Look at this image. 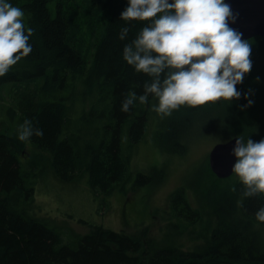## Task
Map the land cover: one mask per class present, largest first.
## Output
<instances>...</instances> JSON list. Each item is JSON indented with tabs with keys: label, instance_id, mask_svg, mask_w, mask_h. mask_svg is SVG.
<instances>
[{
	"label": "trees",
	"instance_id": "1",
	"mask_svg": "<svg viewBox=\"0 0 264 264\" xmlns=\"http://www.w3.org/2000/svg\"><path fill=\"white\" fill-rule=\"evenodd\" d=\"M67 2L11 0L24 10L23 19L34 31L29 41L31 52L0 76V109L5 89L13 86L10 93L16 98L4 106L9 126L0 125V264H264V222L255 217L256 210L264 205V193L244 197L239 179L221 187L217 182L220 178L208 165L205 176L212 178L211 184L203 188V176L196 181L216 226L208 242L189 253L175 246L177 232L163 243L154 237L95 226L64 242L49 224L50 219L32 209L38 167L44 163L63 182L86 174L95 197L115 188L128 192L125 185L132 175L133 150L143 139L154 112L151 98L149 103L130 106L127 112L120 107L129 90L143 92V82L148 78L122 56L123 46L146 21L121 19L128 0H83L91 30L102 20L92 60L87 64L78 26L64 8ZM126 25L128 36L121 40L118 33ZM77 83L83 86L79 90ZM236 87L242 95L230 101L222 98L221 122L230 125L233 136L258 141L264 137L263 114L254 113L250 105L241 107L251 98L250 94L247 99L243 95L248 92L244 81ZM87 91L93 102L86 110L81 101ZM76 100L82 108L74 107ZM192 106L181 105L170 116L159 115V139L155 141L159 147L178 154L186 151L181 141L186 125L201 114ZM25 119L32 120L43 135L19 140L17 127ZM25 143L31 154L23 161ZM42 159L43 164L39 162ZM156 175V171L152 175L135 173L131 189L154 182ZM170 207L176 217L186 219V224L200 219V211L190 206L182 188L171 194ZM185 227L180 224L178 232Z\"/></svg>",
	"mask_w": 264,
	"mask_h": 264
},
{
	"label": "rangeland",
	"instance_id": "2",
	"mask_svg": "<svg viewBox=\"0 0 264 264\" xmlns=\"http://www.w3.org/2000/svg\"><path fill=\"white\" fill-rule=\"evenodd\" d=\"M64 8L70 19L78 26L82 36V54L89 64L95 50V36L100 32L102 20L97 28L91 30L88 25L89 18L83 10V0H68ZM250 43V59L253 63L251 70L244 75L243 81L253 101L250 105L251 110L259 116L263 114L264 118V37L252 38ZM256 77L260 79L257 80ZM82 87V84L77 83L78 90ZM10 89H5L4 105L0 109V125L3 122L7 127L9 122H6L4 106L11 105L16 99L10 93ZM92 100V95L87 91L86 97L81 101L86 110ZM222 102L220 98L192 106L201 114L200 118L197 117L191 122L192 124L186 125L181 141L187 149L182 154L168 151L156 144L159 139L158 132L156 133L159 114L155 111L151 112L145 135L133 150L130 164L133 176L131 175V179L125 185L128 192L115 188L109 194L99 192L95 197L87 184L86 174L81 172L82 174L76 179L63 182L53 175V171L47 163H44V159L40 160L39 162L44 164L38 167L39 176L35 182L32 209L50 219L49 224L61 234L64 242L69 241L75 234H85L95 226H102L116 231L124 230L127 233L154 237L163 243L171 238L172 232H177L175 246L183 252L189 253L201 249L210 239L211 232L216 226V219L210 213L211 209L205 198H202L196 180L203 176L201 178L204 183L203 188L211 184V177L205 176L206 165L209 166V150L216 142L225 141L233 136L229 129L230 125L221 122ZM76 106L81 107V104L76 103L74 107ZM80 109L76 110L75 114ZM14 124H17L15 120ZM261 133L263 132H259V135ZM28 147L25 143L23 161L31 154ZM154 171L157 172L154 182L142 183L131 189L135 173L152 175ZM237 179H239L238 175L233 173L226 178H220L217 182L221 187H225ZM178 188L183 189L190 206L201 213L200 219L194 223L186 224L185 218L176 217L172 212L170 196ZM177 223L179 225L175 226ZM180 224L186 227L179 233ZM262 230L264 232V225Z\"/></svg>",
	"mask_w": 264,
	"mask_h": 264
},
{
	"label": "clouds",
	"instance_id": "3",
	"mask_svg": "<svg viewBox=\"0 0 264 264\" xmlns=\"http://www.w3.org/2000/svg\"><path fill=\"white\" fill-rule=\"evenodd\" d=\"M24 16V10L11 0H0V76L32 50L29 41L34 29L26 25ZM120 17L146 21L123 46L122 56L136 72L148 77L141 94L129 90L121 102L122 111L137 102L149 103L151 98L157 114L170 116L181 105L241 97L236 85L252 68L251 43L230 26L229 20L236 16L227 0H128ZM129 30L127 25L121 27L119 39L125 40ZM249 94L243 93L246 99ZM252 103L247 99L241 107ZM34 134L42 136L43 130L30 119L17 127L21 141ZM232 153L237 157L232 172L242 183V195L264 193V137L254 141L238 135ZM255 217L264 222V205Z\"/></svg>",
	"mask_w": 264,
	"mask_h": 264
},
{
	"label": "water",
	"instance_id": "4",
	"mask_svg": "<svg viewBox=\"0 0 264 264\" xmlns=\"http://www.w3.org/2000/svg\"><path fill=\"white\" fill-rule=\"evenodd\" d=\"M227 2L236 16L234 21L229 20V24L243 33V39L254 36L264 37V0H227ZM237 136L216 142L209 150V167L219 178H226L234 173L232 166L237 157L232 153V148Z\"/></svg>",
	"mask_w": 264,
	"mask_h": 264
}]
</instances>
